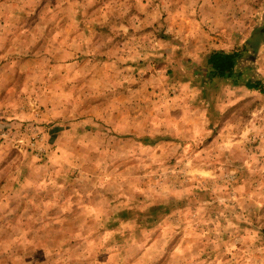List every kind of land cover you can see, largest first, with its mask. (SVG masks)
<instances>
[{
  "label": "rangeland",
  "instance_id": "1",
  "mask_svg": "<svg viewBox=\"0 0 264 264\" xmlns=\"http://www.w3.org/2000/svg\"><path fill=\"white\" fill-rule=\"evenodd\" d=\"M214 51L264 87V0H0V264H264V94Z\"/></svg>",
  "mask_w": 264,
  "mask_h": 264
},
{
  "label": "trees",
  "instance_id": "2",
  "mask_svg": "<svg viewBox=\"0 0 264 264\" xmlns=\"http://www.w3.org/2000/svg\"><path fill=\"white\" fill-rule=\"evenodd\" d=\"M216 57V58H215ZM215 58V62H213ZM240 54L238 52H232L230 54L217 53L210 54L205 61L206 69L209 71L207 75L209 80H234L235 85H243L248 90L259 91L264 94V87L258 81L247 80L243 83H238L237 80L240 77L238 73V60Z\"/></svg>",
  "mask_w": 264,
  "mask_h": 264
},
{
  "label": "crops",
  "instance_id": "3",
  "mask_svg": "<svg viewBox=\"0 0 264 264\" xmlns=\"http://www.w3.org/2000/svg\"><path fill=\"white\" fill-rule=\"evenodd\" d=\"M23 17H25V15H22ZM49 17V18H48ZM48 17H46V19H44V20H41V18L39 19L38 18V20H37V22L38 23H44L45 21L46 22H48V21H52V19L54 18V21H57V23L58 22H61L62 20H65V22L66 21H68L66 18L64 19V17H60V16H58V17H50V16H48ZM63 18V19H62ZM54 28V30H58V34H57V38H59V36H61V35H66V29L65 28H63V25H59L58 26V24L55 26V27H51L50 26V30L51 29H53ZM65 29V30H64ZM56 32V31H55ZM52 37H55V35H53ZM67 37H69L70 39H71V36H68L67 35ZM78 38H77V40H76V42H78ZM72 40H70L69 41V43H72L71 42ZM74 42H75V40H74ZM75 47V45L74 44H66L65 45V47L61 50L63 53H70V49H72V48H74ZM23 52H26L25 50H22ZM32 52H33V50H31ZM47 51H49V50H47V49H45V51H43V52H47ZM30 51H28L27 50V53H29ZM76 52H78V50L76 51ZM214 54H217V53H224V54H230V53H232V52H225V51H214L213 52ZM213 53H211V54H213ZM216 58V57H215ZM215 58L213 59L214 61L213 62H215Z\"/></svg>",
  "mask_w": 264,
  "mask_h": 264
}]
</instances>
